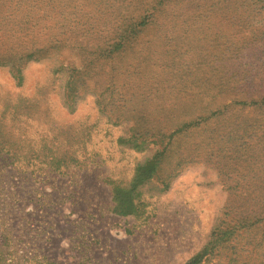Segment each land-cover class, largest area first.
<instances>
[{
  "label": "rangeland",
  "instance_id": "rangeland-1",
  "mask_svg": "<svg viewBox=\"0 0 264 264\" xmlns=\"http://www.w3.org/2000/svg\"><path fill=\"white\" fill-rule=\"evenodd\" d=\"M204 250L264 264V0H0V264Z\"/></svg>",
  "mask_w": 264,
  "mask_h": 264
},
{
  "label": "trees",
  "instance_id": "trees-1",
  "mask_svg": "<svg viewBox=\"0 0 264 264\" xmlns=\"http://www.w3.org/2000/svg\"><path fill=\"white\" fill-rule=\"evenodd\" d=\"M157 168L156 157L149 160L144 165H140L136 169V174L129 187H115L113 190V199L115 202V211L121 215H129L136 213L137 204L134 200L133 192L135 189L152 177ZM206 251H202L195 255L186 264H200Z\"/></svg>",
  "mask_w": 264,
  "mask_h": 264
}]
</instances>
